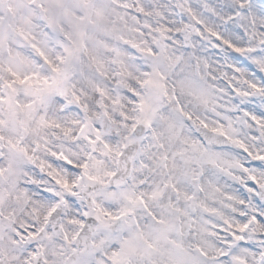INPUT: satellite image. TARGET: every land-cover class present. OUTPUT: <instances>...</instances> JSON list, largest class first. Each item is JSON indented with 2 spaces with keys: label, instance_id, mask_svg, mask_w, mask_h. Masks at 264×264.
<instances>
[{
  "label": "snow or ice",
  "instance_id": "snow-or-ice-1",
  "mask_svg": "<svg viewBox=\"0 0 264 264\" xmlns=\"http://www.w3.org/2000/svg\"><path fill=\"white\" fill-rule=\"evenodd\" d=\"M0 264H264V0H0Z\"/></svg>",
  "mask_w": 264,
  "mask_h": 264
}]
</instances>
